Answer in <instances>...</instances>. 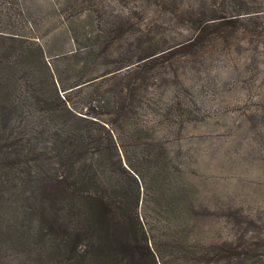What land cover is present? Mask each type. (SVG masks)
I'll use <instances>...</instances> for the list:
<instances>
[{
    "label": "trees",
    "instance_id": "16d2710c",
    "mask_svg": "<svg viewBox=\"0 0 264 264\" xmlns=\"http://www.w3.org/2000/svg\"><path fill=\"white\" fill-rule=\"evenodd\" d=\"M221 3L215 17L189 19L186 39L144 50L137 34L128 50L118 46L129 29L141 33L130 14L110 22L120 23L115 34L104 13L94 18L96 28L55 25L49 33L61 40L57 51L35 26L0 33V91L7 109L20 108L25 126H35L22 138L24 164L32 174L36 154L55 169L45 184L50 233L56 249L65 245V264H188L181 254L195 253L188 229L170 224L182 211V171L169 146L174 132L206 116L192 86L156 74L173 66L167 56L232 33L260 11L243 0ZM263 28L250 31L259 37ZM163 239L177 251L172 260Z\"/></svg>",
    "mask_w": 264,
    "mask_h": 264
},
{
    "label": "rangeland",
    "instance_id": "374dc122",
    "mask_svg": "<svg viewBox=\"0 0 264 264\" xmlns=\"http://www.w3.org/2000/svg\"><path fill=\"white\" fill-rule=\"evenodd\" d=\"M243 1L260 10L253 21L180 49L167 56L174 57L173 66L154 72L192 86L206 116L170 136L183 188L182 211L170 224L188 229V245L195 250L181 254L188 264H264V28L259 37L250 31L252 24H264V0ZM219 7L221 0H0V33H26L35 26L49 50L57 51L61 40L49 33L55 25L68 27L74 20L96 28L94 18L102 13L108 24L130 14L141 33L129 29L118 46L128 50L127 40L137 34L144 50L186 39L189 19L208 20ZM118 24H110L114 34ZM4 99L0 91V264H65V245L56 249L50 233L55 221L45 184L55 169L30 153V173L22 138L35 126L26 127L22 110L10 111ZM163 241V254L172 260L177 251Z\"/></svg>",
    "mask_w": 264,
    "mask_h": 264
}]
</instances>
